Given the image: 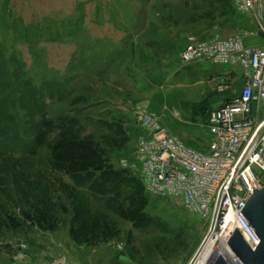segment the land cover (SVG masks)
Segmentation results:
<instances>
[{
	"label": "rangeland",
	"instance_id": "obj_1",
	"mask_svg": "<svg viewBox=\"0 0 264 264\" xmlns=\"http://www.w3.org/2000/svg\"><path fill=\"white\" fill-rule=\"evenodd\" d=\"M149 5L165 6L155 15L187 27L237 14L232 0H0V264H74L72 245L106 247L118 264H192L198 254L196 264H210L224 249L212 238L219 227L181 199L149 194L137 169L121 165L144 134L141 114L155 115L176 135V120L189 110L177 104L181 112L157 115L141 105L160 90L156 79L167 64L150 55L163 45L147 43ZM188 37L186 46L212 38ZM203 111L206 121L210 110ZM63 120H74L81 137L125 171L118 197L56 161ZM176 136L202 151L204 135L198 145ZM43 216L57 227H42Z\"/></svg>",
	"mask_w": 264,
	"mask_h": 264
},
{
	"label": "built area",
	"instance_id": "obj_2",
	"mask_svg": "<svg viewBox=\"0 0 264 264\" xmlns=\"http://www.w3.org/2000/svg\"><path fill=\"white\" fill-rule=\"evenodd\" d=\"M232 2L236 13L254 20L255 29L231 37L216 35L206 41L191 38L180 55L184 63L236 65L245 74L241 93L209 113L208 151L188 146L155 115L143 113L139 125L144 134L134 158L121 159V165L137 169L149 194L181 199L213 225L214 231L219 227L227 243L238 228L256 249L260 237L241 211L254 189L264 187V45H249L246 38H264V0ZM230 216L233 222L228 225ZM232 260L242 264L233 252Z\"/></svg>",
	"mask_w": 264,
	"mask_h": 264
},
{
	"label": "crops",
	"instance_id": "obj_3",
	"mask_svg": "<svg viewBox=\"0 0 264 264\" xmlns=\"http://www.w3.org/2000/svg\"><path fill=\"white\" fill-rule=\"evenodd\" d=\"M164 9L165 6L149 5L148 10L152 14L149 16L147 23V43L150 46L157 45V47L163 45L162 53H159L158 47L150 55L154 54V57L151 56L154 61H157V58L158 60L167 61L165 68L163 67L165 74L156 79V85L161 87L160 90H155V94L151 95L149 99H144L141 105H144L146 109L155 111L157 115H159L157 111L160 110L163 114H168L166 109L170 108H175L181 112L177 104L188 108L189 110L184 114L181 112V119L176 120L178 130L175 134L186 136V138L187 136L192 137V141L196 144L198 143L197 139H201L204 135V142L200 145L201 148L198 147V149L205 152L208 151L210 134L209 115L207 120L203 121V110L209 108L211 111L234 100L244 87L245 74L243 69L236 65L214 64L209 61L183 64L180 55L186 46L187 37L194 35L200 39H208L217 33L231 37L243 31L254 30L256 24L251 17L237 13L225 22L208 21L189 27L179 26L174 22V24L166 23L163 17L155 15V12L159 13ZM246 43L261 46L264 45V38L263 36L247 37ZM234 86H237L235 88L236 95L231 93L232 90L235 91ZM181 88L186 91H175ZM187 93L194 94L195 99H187ZM72 247L74 251L70 253V257L74 264H118V259L115 260L111 251L106 247L88 248L77 245H72Z\"/></svg>",
	"mask_w": 264,
	"mask_h": 264
},
{
	"label": "trees",
	"instance_id": "obj_4",
	"mask_svg": "<svg viewBox=\"0 0 264 264\" xmlns=\"http://www.w3.org/2000/svg\"><path fill=\"white\" fill-rule=\"evenodd\" d=\"M69 122H71V125H69ZM69 122L63 120L60 129L58 128L60 135L58 143L54 146V158L62 166H65V170L73 178L79 180V178L87 176L90 180L92 179V185L111 186L116 190L114 194L118 197L120 193L117 188H120L122 181L126 180L125 171L115 170L109 162L110 157L105 156V149L99 144H95L92 138L81 137L79 129L76 127L78 124L76 125L74 120ZM119 131L124 134L122 128ZM99 170L101 175L96 176L94 172ZM138 185L136 190L139 193V199L142 200L143 189L140 184ZM12 222L15 221L12 219ZM39 224L50 230L57 227V221H48L46 216L39 219Z\"/></svg>",
	"mask_w": 264,
	"mask_h": 264
},
{
	"label": "water",
	"instance_id": "obj_5",
	"mask_svg": "<svg viewBox=\"0 0 264 264\" xmlns=\"http://www.w3.org/2000/svg\"><path fill=\"white\" fill-rule=\"evenodd\" d=\"M241 212L260 237V242L256 249H253L236 228L227 244L242 264H264V187L254 189ZM211 264H233V260L231 257L219 254Z\"/></svg>",
	"mask_w": 264,
	"mask_h": 264
},
{
	"label": "bare ground",
	"instance_id": "obj_6",
	"mask_svg": "<svg viewBox=\"0 0 264 264\" xmlns=\"http://www.w3.org/2000/svg\"><path fill=\"white\" fill-rule=\"evenodd\" d=\"M227 222H228V225H230L233 222V219H232L231 216L227 219ZM230 228H232V227H230ZM213 235L214 236H212V235L211 236H212L214 241H223L224 244H225L224 249H221L220 251H218L215 254V257H217L219 254H224L225 256L231 257V259H232V251H231V249L229 248V246L227 244L226 237H225L224 233L222 232V230L220 232H215ZM215 257H214V259H215Z\"/></svg>",
	"mask_w": 264,
	"mask_h": 264
}]
</instances>
